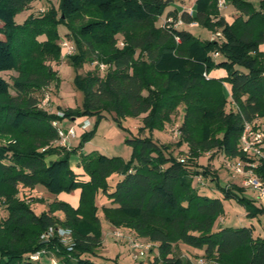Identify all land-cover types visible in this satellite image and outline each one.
I'll return each instance as SVG.
<instances>
[{
	"label": "trees",
	"instance_id": "obj_1",
	"mask_svg": "<svg viewBox=\"0 0 264 264\" xmlns=\"http://www.w3.org/2000/svg\"><path fill=\"white\" fill-rule=\"evenodd\" d=\"M34 1L0 0V134L12 137L0 144V207L7 212L0 217V264H43L31 259L38 252L42 258L53 255L59 264H99L95 257L103 231L95 197L100 190L116 205L103 208L106 219L156 246L158 255L147 264H192L175 256L178 243L203 250V258L214 264H264V236H256L252 227L216 229L225 214L223 200H236L248 218L264 214V208L245 196L244 188L222 187L217 173L199 163L209 152L244 158L245 122L264 118V0H226L237 11L233 23L222 15L219 0H196L194 16L181 13L185 23L220 33L219 40L157 25L174 0H61L58 10L52 6L18 23L16 16ZM60 23L75 43L77 52L66 58L76 71L88 60L97 62L94 71L77 72L83 107L66 110L64 117L111 115L122 125L129 116L143 115L144 128L163 130L183 106L180 140L189 146L187 156L175 158L167 146L141 133L126 140L132 146L128 162L79 154L93 133H84L73 148L57 143L53 122L64 117L40 108L31 93L52 83L59 87L58 72L46 58L62 60ZM101 63L108 66L104 75ZM216 69L227 76L210 77ZM14 71L18 75L10 82L4 73ZM225 83L231 85V100ZM73 155L80 156L89 181L72 168ZM257 172L264 177V160ZM114 173L120 178L110 186L107 179ZM195 181L202 187L214 182L223 198L200 193ZM37 186L54 195L82 189L80 205L55 200L37 213L31 202L38 199L19 197L22 189ZM60 227L71 233L70 245L57 233ZM50 230L54 235L43 239Z\"/></svg>",
	"mask_w": 264,
	"mask_h": 264
},
{
	"label": "rangeland",
	"instance_id": "obj_2",
	"mask_svg": "<svg viewBox=\"0 0 264 264\" xmlns=\"http://www.w3.org/2000/svg\"><path fill=\"white\" fill-rule=\"evenodd\" d=\"M194 0H174L169 7L164 16H162L157 25L163 26L166 28H177L183 29L187 28L190 32L195 34L196 36L200 37L201 39H216L219 40L221 37L218 32H214L208 30L198 24H187L181 18V13L183 10L189 11L191 14L195 13L194 7ZM61 0H36L31 3L29 9L22 11L16 16V21L18 23H23L31 14L34 15H41L43 14L48 8L54 6L57 10L60 6ZM229 4L226 3V6L221 9L223 13H229V9L227 8ZM233 6V5H229ZM178 12V16L174 17L169 15V12L176 11ZM62 15H60L61 17ZM87 20V19H86ZM84 22V19H80L77 21L76 25H80ZM58 31L61 35V39L59 44L62 42L64 38L71 39L69 37V28L66 24L60 23L58 25ZM44 37L41 39L43 40ZM72 40V39H71ZM120 41H124L123 37H120ZM49 60L48 64H51L52 67L58 72V76L60 78V84L57 88L55 83H52L50 86L40 89H33L32 93L33 96L42 100L48 94L49 103L47 107L44 109L51 113H57L58 115L64 117V112L69 109L77 110L78 108L83 107V102L85 99L84 92L79 89L75 84V76L79 71L81 74L85 75L89 71H94L97 68V62H92L88 60L83 67H81L78 71L68 58L64 56V51L62 49V60L60 62H56L51 58H46ZM50 60H52L50 62ZM105 71L101 70L99 73L104 75ZM17 72H10L4 73V77L11 82L12 76H17ZM215 75V74H214ZM212 75L213 78H216ZM14 93V92H13ZM230 106L227 107L229 110ZM183 114H184V107L180 106L178 111L172 116V121L166 125L165 129H148L144 128V116H129L122 121V125H120L113 116L109 115L102 119H99L97 115H92L89 117L78 118L73 120L70 117H64L62 120H57L58 125H60L63 129L74 128L77 137L71 141L70 148H73L77 144H79L81 137L84 133H93L92 138L88 143L85 145V150L88 154L90 153H99L104 154L110 157L120 156L125 161H130L132 158V146L129 145L126 140L131 137H136L140 133L144 137H152L154 140L160 141L162 145L168 147V154L172 155L175 158H180L181 156H187L189 153V146L184 143L181 144V138H174L173 136V129L176 126L181 125L183 121ZM12 137H4L0 134V144H7L12 142ZM213 154L215 152H209L203 155L202 164L203 166H210L211 170L217 173L219 176V184L224 187L226 181L231 177V174L228 172L230 171L226 166V157H223V153L218 151L214 157ZM77 155H73L71 157V165L72 168L74 167L75 171L78 173H83V168L77 165ZM231 172V171H230ZM81 173V174H82ZM120 178V174L114 173L108 179V184L111 186L114 185L115 182L118 181ZM216 188L214 182H210ZM229 184V181H228ZM194 187L199 190L200 193H210L206 190V187H202L198 184L197 181L194 182ZM81 192L82 189H77L72 193L64 192L59 195V200L67 202L72 205L74 208H78L81 201ZM212 196L216 195L211 193ZM251 193L248 192L246 196H250ZM19 197L22 199H26L28 202L31 201L32 198L38 199L39 202L32 201V207L37 212L40 213L41 211L48 209L51 200L47 198L43 191H31L22 189L20 192ZM107 197L103 190H100L95 197V203L99 207L98 217L100 219L101 228L103 231V238H105V244L102 242V246L97 251V257L95 260L99 264H147V262L151 261L154 256L158 255V250L155 245L152 246L151 251L144 255V260L135 259L132 255L131 250L129 249V240L130 238H134L137 236L136 232L130 228L125 227H117L113 230H120L124 235L122 238H117L114 236L113 232L110 233V224L105 217L103 208L104 203L107 201ZM30 200V201H29ZM43 200V201H41ZM41 201V202H40ZM53 201V200H52ZM228 215H233L235 218H242L247 223V218L242 216L241 213L235 212L232 204L229 203L227 206ZM239 215V216H238ZM7 212L3 206L0 207V217H6ZM246 225V224H244ZM116 227V226H115ZM55 230H50L48 233L44 234L42 238L49 239L50 236L54 235ZM57 233L61 237L62 241L63 238L66 236H71V233L64 227H60L57 230ZM65 234V235H64ZM105 234V237H104ZM138 237V236H137ZM139 238L144 242H149L148 238L141 237ZM64 242V241H63ZM65 245H70L71 243H65ZM180 243L176 244L174 248L175 256L183 257L185 260L188 258L191 260L192 264H196L200 258H203L204 251H189L187 247L185 249L180 248ZM189 249V248H188ZM100 257L98 254H100ZM40 255L41 262L43 264H51L52 259H56L53 255H49L46 258H42ZM37 259L35 261L40 260ZM51 259V261H50ZM57 260V259H56ZM142 260V261H141ZM58 261V260H57ZM118 261V263H116ZM210 264H214L210 262Z\"/></svg>",
	"mask_w": 264,
	"mask_h": 264
},
{
	"label": "built area",
	"instance_id": "obj_3",
	"mask_svg": "<svg viewBox=\"0 0 264 264\" xmlns=\"http://www.w3.org/2000/svg\"><path fill=\"white\" fill-rule=\"evenodd\" d=\"M226 0H219V7L222 9L226 6ZM220 35V33H218ZM61 48L64 51V56L68 57L74 55L77 52L75 43L71 39L64 38L60 43ZM120 46H123L122 41L119 42ZM218 56V54H215ZM100 68L106 71L108 66L101 63ZM49 95L47 94L44 99L40 100L39 107L45 109L49 103ZM53 125L58 128L59 140L58 144L70 148L71 141L77 137L74 128L63 129L58 122H53ZM174 138L181 137L180 127L176 126L173 129ZM240 148L244 154V158L231 159L226 157V166L231 171L234 177L241 178L242 184L257 193L258 199L264 206V177H261L257 168L260 166L262 160H264V122L262 118H256L254 121L245 122V127L243 134L240 139ZM181 161H185L182 158ZM201 177L199 180L201 181ZM114 236L117 238H122L124 235L120 230H115L113 232ZM65 235V234H64ZM63 241L67 243H72V237L66 236ZM154 244L152 242H144L139 237L130 238L129 249L135 259H140L142 256L146 255L152 248ZM41 253L38 252L31 256V259L37 260L40 258ZM51 264H59L56 259H52ZM196 264H210L205 258H200Z\"/></svg>",
	"mask_w": 264,
	"mask_h": 264
},
{
	"label": "crops",
	"instance_id": "obj_4",
	"mask_svg": "<svg viewBox=\"0 0 264 264\" xmlns=\"http://www.w3.org/2000/svg\"><path fill=\"white\" fill-rule=\"evenodd\" d=\"M195 2H196V0H194V2H193L194 3V7L196 8ZM253 2L255 4H258L259 0H253ZM227 8L229 9V13H223V12H221V13L227 19V21L229 23H233L234 20H235V15H236L237 11H236V9H235L234 6L231 7V6L228 5ZM183 11H187V10H183ZM192 15L194 16L195 13L192 14ZM192 24H195L196 25L197 23H192ZM260 50L262 52H264V44H262L260 46ZM212 75H214L216 78H225L227 76V73H226V71L224 69H216V70H214V71L211 72L210 77H212ZM224 93H225L226 97L229 100H231V85L229 83H225L224 84ZM262 121L264 122V118H262ZM158 142L161 143L160 141H158ZM85 146H84V148L81 151L78 152L79 154H82V153L83 154H88L86 152V150H85ZM53 158H55V157H53ZM222 158H225V156L223 155ZM202 159H203V157H201L199 159V163L200 164H202ZM76 161H77V165H79V163H80V156L79 155H77V160ZM73 169H74V167H73ZM228 172L231 174V177L226 181V184L224 185V187H231L233 185H237L239 187L244 188L245 189L244 195L246 196V194L248 192H250L251 195L250 196H247V197H249L250 199H252L254 201V203L258 207L264 208V206L261 204V202L258 199L257 193L254 192V191H252V190H249L248 188H246L242 184L241 178L234 177L230 171H228ZM81 173H79V174H81ZM82 175L83 176H80V178L82 180L89 181L90 178L88 176H85L84 175V171H83ZM228 181H229V184H228ZM115 183H114V185H115ZM205 187H206L205 189L208 190L210 193H202V194H207V195L212 196L211 193H213V194H216V195H214L215 197L223 198V195L213 186V184H210V182H208ZM35 191H43L45 193V195L47 196V198H49L51 200V202H53L55 200H59L58 199L59 198V195H54V194L49 193L42 186H37V188H36ZM223 202H224V206H225V214L218 219V221L216 223V229H220V228H223V227H243V226H247V227H252L253 228L254 234L256 236H262V237L264 236V214H260V215H258L257 217H254V218H248L247 217V211H246V209L242 205H240L236 200H234V199H231V200H223ZM229 203L232 204V207L234 208V211L235 212L241 213L242 216H244V217L247 218V223L244 220H242V218H239V217L238 218H235L233 215H228V211H227L226 206ZM115 206L116 205H113L109 199H107V201L104 203V207H115ZM57 215H59L61 218L63 217V214L60 213V212H58ZM108 223L110 224V228H111L110 229L111 231H110L109 234H112L111 232H113V230L116 229L117 227H115L114 225H112L109 221H108ZM244 224H246V225H244ZM104 237H105V234H104ZM103 242H104L103 244H105V238H103ZM179 245H180V248L181 249H185L184 247H187V250H189V251H201L199 249L192 248V247L187 246V245L182 244V243H180ZM101 254L102 253L98 254L99 257H100ZM143 258H144V256L141 257L142 260H144ZM50 261H51V259H50ZM116 263H118V261H116Z\"/></svg>",
	"mask_w": 264,
	"mask_h": 264
},
{
	"label": "water",
	"instance_id": "obj_5",
	"mask_svg": "<svg viewBox=\"0 0 264 264\" xmlns=\"http://www.w3.org/2000/svg\"><path fill=\"white\" fill-rule=\"evenodd\" d=\"M41 255H42V253H41Z\"/></svg>",
	"mask_w": 264,
	"mask_h": 264
}]
</instances>
